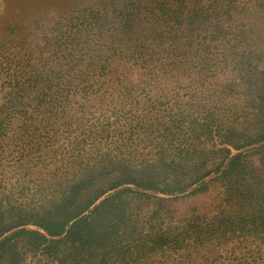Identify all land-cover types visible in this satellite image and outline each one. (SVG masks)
Here are the masks:
<instances>
[{"label": "trees", "instance_id": "trees-1", "mask_svg": "<svg viewBox=\"0 0 264 264\" xmlns=\"http://www.w3.org/2000/svg\"><path fill=\"white\" fill-rule=\"evenodd\" d=\"M254 13L98 0L0 33V264H264Z\"/></svg>", "mask_w": 264, "mask_h": 264}, {"label": "rangeland", "instance_id": "rangeland-1", "mask_svg": "<svg viewBox=\"0 0 264 264\" xmlns=\"http://www.w3.org/2000/svg\"><path fill=\"white\" fill-rule=\"evenodd\" d=\"M96 2L98 0H0V33L4 34L11 26L27 28V24L34 20V15L49 18L66 14L72 7L96 4ZM248 24L251 26L250 36L263 56L262 65H264V14L259 16L254 13ZM217 197V188L214 186L209 191L170 201L169 207L178 216L186 214L191 207L201 212L207 211Z\"/></svg>", "mask_w": 264, "mask_h": 264}]
</instances>
